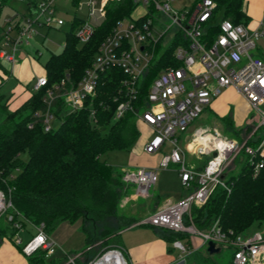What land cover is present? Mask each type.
I'll use <instances>...</instances> for the list:
<instances>
[{
    "label": "built area",
    "instance_id": "1",
    "mask_svg": "<svg viewBox=\"0 0 264 264\" xmlns=\"http://www.w3.org/2000/svg\"><path fill=\"white\" fill-rule=\"evenodd\" d=\"M121 1L101 0V7L96 11L93 6L97 0H90L89 14L76 29L75 35L79 41L83 44L89 42L96 28L106 19L108 4ZM177 1L183 0H133V11L116 21L111 32L100 43L92 64L85 69L82 78L74 83L66 74L60 83L47 88L44 97L46 108L37 111L35 116L42 120L45 131H50L56 118L52 108L58 99L64 100L70 112L81 110L88 99L97 94L102 73L112 67L124 72L126 78L120 88L122 99L118 100L115 118L120 119L131 111L151 128L152 136L144 146L148 154L160 150L167 140L171 141L174 148L163 155L160 167L178 164L182 184L191 190L179 200L165 203L138 224L167 229L187 237L199 236L206 247L209 241H214L221 249L233 248L234 264H264L262 233L256 231L236 235L232 230L223 231L218 221L210 228L201 230L191 215L192 208L204 205L218 185L227 187L222 178L225 166L243 148L252 163L257 155L264 157V136L258 146L253 147L224 136L215 127L196 129L186 149L208 156L202 169L186 165L176 138L225 89L231 87L246 98L255 111L254 131L264 126V47L259 44L264 37V17L251 28L246 23H234L217 14L215 0H190L185 6H174ZM34 10L38 17L47 15V24L53 21L59 25L64 23L62 19L55 18V0H39ZM36 21L38 19L25 18L16 29L15 20H6L8 28L0 41V60L10 68L16 65L18 48L29 44L30 38L37 33L33 28ZM125 21L128 26H124ZM13 29L18 31L17 37L11 36ZM168 56L178 64L163 67L153 78L145 100L140 102L143 79L158 60ZM46 85L47 76H39L34 90ZM91 113L94 115L95 111L91 110ZM34 123H29V127L32 128ZM213 153L216 155L213 156ZM262 162L255 163V172L263 166ZM156 169L143 166L124 168L123 180L135 185L136 196L147 197L158 180ZM9 209H13L14 213H8ZM3 215H7V220L18 230L17 233L24 229L23 220L36 229V233L22 246L25 255L43 249L46 257L52 256L56 241L46 231L45 223L36 225L29 222L14 208L10 195L0 190V218ZM16 242L21 244L22 238L18 237ZM188 245L181 239L173 241V246L180 250V259L175 264H183L185 256L192 253ZM111 251L120 252L125 264H130L120 247L109 249L88 264H96ZM75 258H70V262L75 264Z\"/></svg>",
    "mask_w": 264,
    "mask_h": 264
},
{
    "label": "trees",
    "instance_id": "2",
    "mask_svg": "<svg viewBox=\"0 0 264 264\" xmlns=\"http://www.w3.org/2000/svg\"><path fill=\"white\" fill-rule=\"evenodd\" d=\"M11 1L0 0V13ZM38 1L29 0L31 13ZM215 1L216 13L221 17L234 23H248L243 10L244 0ZM134 7L133 0L110 2L106 19L96 28L92 39L84 44L75 35L84 19L74 16L71 28L66 31L63 50L53 53L43 65L48 85L32 90L30 97L14 110L0 102V190L10 195L14 208L29 222L36 225L44 222L47 232L56 230L64 222L74 224L80 221L79 230L86 235L88 249L75 258V264L84 256L83 264H87L89 259L105 250L121 248L122 231L141 219L121 215L122 201L131 193L123 180V168L100 160V155L108 150H130L140 135L137 116L133 112L115 118L126 74L114 67L107 69L101 74L97 94L89 98L81 110L70 112L64 100L58 99L52 111L60 119V124L50 131H45L42 120L35 113L46 108L47 88L60 83L66 74L74 83L82 78L102 40L116 21L130 15ZM12 20H15L14 27L19 29L22 18L13 17ZM5 33L6 28L0 25V41ZM167 64L178 63L168 56L158 60L149 70L142 81L140 102L145 100L153 78ZM0 81L2 84V79ZM91 110L95 111L94 115ZM224 119L229 120V117ZM34 121L30 128L29 123ZM253 126L246 128L247 138L241 136V130H234L233 138L246 139L245 145L257 147L264 136V126L255 131ZM250 131L254 132L248 136ZM25 152L29 154L27 160L21 157ZM238 155L235 160L238 168L225 171L227 187L218 185L204 205L192 208L191 215L197 228L206 230L218 221L225 232L232 230L236 235H247L264 222V157L257 155L252 163L245 148ZM261 160L263 166L255 172V163ZM8 213H14V210L9 209ZM26 223L23 220L24 226ZM158 230L167 243L185 237L167 229ZM11 231L12 235L18 232L7 220V215H3L0 218V245ZM96 244L99 245L95 247ZM20 248L22 250V246ZM95 248L98 249L93 250ZM26 256L28 264L65 262L50 260L43 249ZM198 264L234 263L233 259L221 263L206 256L201 257Z\"/></svg>",
    "mask_w": 264,
    "mask_h": 264
},
{
    "label": "rangeland",
    "instance_id": "3",
    "mask_svg": "<svg viewBox=\"0 0 264 264\" xmlns=\"http://www.w3.org/2000/svg\"><path fill=\"white\" fill-rule=\"evenodd\" d=\"M89 2L90 0H55V18L62 19L64 21L62 25H59L57 24V22L54 21L47 24L45 23L47 15H41L38 17V13H31L28 8L29 0H12L9 5L3 7L0 13V25L4 26L5 28H8L6 23V20L8 18L12 19L13 17H16V19L22 18V20L25 18H33V20L38 19V21L33 24V28L37 33H35L30 38V43L21 45L20 48H18L17 50L16 65L21 67L18 68L19 72L17 74H11V68L3 62L0 63V80L2 79V84L0 81V96H3L0 99L1 103L5 104L6 107H8L9 109L14 110L13 103L21 95L17 94L19 92L18 87L22 84H29L30 89L33 87L37 76L36 71L39 69V66L45 65V63L53 53H60L63 50L66 43V31L71 28L74 21V16H77L78 18H83L89 14ZM190 2V0L177 1L174 2V6H185ZM100 7L101 0H97V3L93 6V8L98 11ZM124 23V26H128L127 21H125ZM10 34L13 37H17L18 31L13 29ZM259 44L264 47V37L260 39ZM23 68L25 70V74L27 75L21 74L22 71H24ZM34 73L35 78H32L30 81H21V79H23L24 77H28ZM20 98H22V96ZM210 107L211 109L208 108L203 111L189 125L185 132L178 133L176 135L179 146L183 147L186 142L192 139L194 131L198 127L204 126L206 124H209L211 128H217L221 131L224 136H227L229 138L235 137L234 131L229 130L228 125L222 122V120H220L219 118H215V116H234L235 121H238L239 117L241 116H246L243 121H247V119L249 118L250 120L248 119V125H255V111L243 102L239 94H237L231 89H225L223 91V94L218 97L217 102L210 105ZM59 124L60 119L58 118H55L52 121V125L54 127L58 126ZM240 130L241 136L247 138L246 128ZM252 133L250 131V133L247 134H249L248 136H250ZM151 136L152 134L149 131H146L142 128V130H140L139 138L130 150L111 149L102 153L100 155V160L111 166L123 169L124 167L134 169L138 167L137 165L146 164L148 162L159 163L161 157L164 154H169L171 152V150L174 148V144L171 141L167 140L160 150L155 153L148 154L144 151L143 147L145 142L148 141ZM245 141L246 139L243 141L239 140L241 144H243ZM238 156L239 155L235 156L233 159H230L227 162L225 166V171L232 170L235 167L238 168V166H236L235 164V160ZM21 157L23 160H27L29 157L28 152L23 153ZM186 157L189 166L197 167V165H199L200 162L194 157L192 152L187 153ZM156 172L158 180L150 189V194H159L158 205H162L164 203L163 200L167 196H172L177 199L178 197L184 194H189L191 192L190 188L183 186L177 167H159L156 169ZM126 184L128 185V189L131 191V193H129L127 197L133 196L136 203H127L128 199L127 197H125L121 204V215L123 214L122 216L126 218L131 216L134 218H141L137 223L133 225V227H136L137 229L141 230L137 232L140 233L139 237H142L143 240L144 238L153 239L154 237L163 239L157 227H153L151 225L138 224L142 220V218H145L149 215V212H146L145 214H138L136 210H141V208L143 207L147 208V206L150 207V202L148 201L149 198L147 200L146 197L136 196L135 189L133 188L132 184ZM143 202L147 203L145 204ZM146 211L148 210L146 209ZM79 225L81 226L80 221L74 224L64 222L56 230L48 232L51 237L56 241L55 251L52 256H50V260H52L53 258L61 259V261H65L63 264H73L70 262V258H75L81 255V253L84 252L86 249H88V246L86 244V235L82 230H79ZM126 230L127 229H125V231ZM256 231H259L264 235V222L261 226L253 228V232ZM35 233L36 229L32 224L29 223H26L24 229H22L20 233L12 235V231L8 232L3 243L0 245V264H28L27 256L22 252L20 247L23 246V244H25L29 240V238ZM128 236V232L124 233L122 231V240H126ZM18 237L22 238L21 244H18L16 242V239ZM181 241L185 245H188L189 243L188 246H190V250L192 251V253L187 254L185 256V262L183 264H198V261L201 259V257L206 256H212V258L217 259L221 263H227L228 261L233 259V248L224 247L219 253L213 255L208 254L207 247H201L203 240L199 236H185L181 238ZM98 245L99 244H96L95 247H97ZM121 248L126 259L128 260L127 251L123 246ZM97 249L98 248H95L93 250ZM107 251L108 250H105L99 256H94L93 258L89 259L87 264L98 259ZM166 253L167 255L174 256L175 261H178L180 259V250L175 248L173 246V243H166ZM84 261L85 256L80 258L79 261L76 260L77 264H83Z\"/></svg>",
    "mask_w": 264,
    "mask_h": 264
},
{
    "label": "crops",
    "instance_id": "4",
    "mask_svg": "<svg viewBox=\"0 0 264 264\" xmlns=\"http://www.w3.org/2000/svg\"><path fill=\"white\" fill-rule=\"evenodd\" d=\"M243 10L246 13V15L248 16V23H246V24L249 27L253 28L264 17V0H244ZM86 17H83V19H85ZM18 68H21V67H19L18 65H15L14 68H11V71H10L11 74H14V73L17 74L19 72ZM23 70H24V68H23ZM36 72H37L36 73L37 76H36V79H35V83H36V81H37L39 76L46 75V71H45L43 66H39V69ZM21 74H25V70L22 71ZM25 75H27V74H25ZM32 78H35V73L31 74L28 77H24L23 79H21V81H24V80H29L30 81ZM29 86H30L29 84H22L21 86L18 87L19 92L17 94H19V95L21 94V95L18 97V99L16 101H14V103H13L14 109L18 108L25 100H27L30 97L31 91L34 90L35 84L33 85V87L31 89H30ZM228 89H231V90L235 91L237 94H239V96L241 97L243 102L250 107V105H249L248 101L246 100V98H244L240 93H238L235 88L231 87V88H228ZM228 89H226V90H228ZM21 96H22V98H20ZM217 99H218V97L212 102V104L216 103ZM208 108L211 109L210 106ZM208 108H206V109H208ZM227 117H229V120L224 119V118H227ZM245 117L246 116H241V117H239L238 121H235L234 116H224V115L223 116H215V118H217V119L219 118L220 120H222V122L226 123L228 125V129L231 130V131H234V130L238 131L240 129L252 126V124L248 125V119L249 118L247 119V121H243ZM244 124H247V125H244ZM137 125H138L139 130H142V128H143V129H145L146 131H149L152 134L151 128H149V126H147L143 121L137 119ZM245 126H247V127H245ZM200 127H210L211 128V126H209V124H206V125L200 126ZM200 127H198V128H200ZM192 137H193V135H192ZM146 142H145V144H146ZM188 143H189V141L186 142L183 145V147L180 146V148L182 149L183 156L185 158L186 165L189 168L202 169L204 167V165L206 164L207 160H208V156L192 152L194 157L200 163L198 162L199 165H197V167L189 166L188 163H187L186 154L191 152V151H188L186 149V146H187ZM145 144H144V146H145ZM143 149H144V147H143ZM162 157H161V159H162ZM161 159H160V161H161ZM137 166L138 167L139 166H143V167H150V168H159L160 167V162L159 163L148 162L146 164H141V165H137ZM173 167H177L178 168V172H179V165L178 164L171 163L168 168H173ZM179 176H180V173H179ZM132 186H133L134 189H136L135 185L132 184ZM134 189H133V191H134ZM186 195H188V194H184V195L178 197L177 199L172 197V196H167L163 200L164 203L162 205H164L165 203H167L169 201L175 202V201L179 200L180 198H182V197H184ZM131 197H133V196H131ZM131 197H127V199H128L127 203L135 202L134 197L133 198H131ZM146 198H147V200L149 198L148 201L150 202V207H148V206H147V208L143 207V208H141V210L137 209L136 211L138 212V214H140V213L145 214L146 212H149V214H151L155 210L159 209L162 206V205H158V202H159L158 201V199H159V194L158 193L157 194H149V196L146 197ZM143 203L146 204L147 202H143ZM146 209L148 211H146ZM126 229L127 230L125 231V229H124L123 232L124 233L128 232L129 236L127 238L128 240L127 239L123 240V247L127 251L128 260H129L130 264H175V262H176L175 261V257L171 256V255H167V253H166V243L167 242H166V240L164 238H163L164 240L160 239V238H155V237L153 239L144 238V240H143L142 237H139L140 233L137 232V231H141L140 229H137L136 227H133V225L130 226V227H127ZM201 247L202 248H206V245L202 243Z\"/></svg>",
    "mask_w": 264,
    "mask_h": 264
},
{
    "label": "bare ground",
    "instance_id": "5",
    "mask_svg": "<svg viewBox=\"0 0 264 264\" xmlns=\"http://www.w3.org/2000/svg\"><path fill=\"white\" fill-rule=\"evenodd\" d=\"M96 264H125V260L118 251L108 252L103 258L98 260Z\"/></svg>",
    "mask_w": 264,
    "mask_h": 264
},
{
    "label": "water",
    "instance_id": "6",
    "mask_svg": "<svg viewBox=\"0 0 264 264\" xmlns=\"http://www.w3.org/2000/svg\"><path fill=\"white\" fill-rule=\"evenodd\" d=\"M32 12H35V10L33 9ZM216 153H213V156H215ZM225 177V174H223L222 178ZM207 252L210 255L216 254L221 252V247L220 246H216V243L214 241H209L208 245H207Z\"/></svg>",
    "mask_w": 264,
    "mask_h": 264
}]
</instances>
